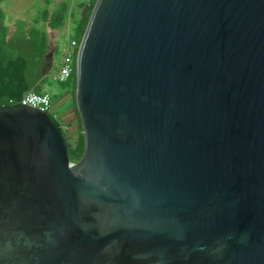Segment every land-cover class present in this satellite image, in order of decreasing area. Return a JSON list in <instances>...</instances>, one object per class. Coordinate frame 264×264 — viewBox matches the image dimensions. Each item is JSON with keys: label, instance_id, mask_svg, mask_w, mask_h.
<instances>
[{"label": "water", "instance_id": "95a60500", "mask_svg": "<svg viewBox=\"0 0 264 264\" xmlns=\"http://www.w3.org/2000/svg\"><path fill=\"white\" fill-rule=\"evenodd\" d=\"M62 129L0 110V264H264V0H98Z\"/></svg>", "mask_w": 264, "mask_h": 264}, {"label": "trees", "instance_id": "16d2710c", "mask_svg": "<svg viewBox=\"0 0 264 264\" xmlns=\"http://www.w3.org/2000/svg\"><path fill=\"white\" fill-rule=\"evenodd\" d=\"M4 1L0 0V110L21 106V100L28 91L46 92L45 85L49 78L56 80L61 92L50 93L52 102L55 107L68 98L73 105L71 112L77 122V130L62 133L71 161L79 163L85 153V137L75 99L77 70L66 82H60L47 72L53 64L56 71L59 68V64L51 63L49 59L51 40L47 29L62 30L70 23L72 38L81 46L98 0L63 1L55 10L51 9L54 0H42L47 7L30 22L18 20L13 33L6 24V14L1 7ZM61 55L57 46L54 56ZM77 57L78 52L75 54ZM51 118L59 126L58 121Z\"/></svg>", "mask_w": 264, "mask_h": 264}, {"label": "rangeland", "instance_id": "374dc122", "mask_svg": "<svg viewBox=\"0 0 264 264\" xmlns=\"http://www.w3.org/2000/svg\"><path fill=\"white\" fill-rule=\"evenodd\" d=\"M63 1L77 2L80 0H54L51 9L55 10L59 6V4ZM1 7L4 9V12L6 14V24L7 26L10 27V32L13 33V31L16 29V22L18 20H26L30 22L32 19H34L37 16L40 10H43L47 6L42 0H5L1 4ZM69 25L70 23H68L67 26L62 30L52 31L51 29H47L51 40L49 59L51 63L55 62L57 65L59 64V66L62 60V55L66 49L68 42V32L66 30L67 28H70V36L72 37L71 27ZM57 46L62 52L61 56H54V52ZM55 71H56V65L54 64L49 69H47V72L53 75H55L56 73ZM45 86H46L45 90L48 93L61 92L58 82L52 78H49ZM67 103H71V102H68V98H65L62 102L55 105V112L58 114L60 120L64 124L68 122H72L74 120L73 113L68 110L69 106ZM62 130L65 131V128L62 127ZM76 130H77V124H76V128H73V131Z\"/></svg>", "mask_w": 264, "mask_h": 264}, {"label": "built area", "instance_id": "2783aa9c", "mask_svg": "<svg viewBox=\"0 0 264 264\" xmlns=\"http://www.w3.org/2000/svg\"><path fill=\"white\" fill-rule=\"evenodd\" d=\"M66 30L68 32L67 46L62 55L60 66L54 75L55 79L59 80L60 82L68 81L77 70V59L75 58V54L79 52L80 48L77 41L70 36V28H67ZM20 104L21 106L37 109L48 114L50 117H53L56 121H58L61 129L62 127L65 128L66 132H72L73 128H76V125H74L72 122L64 124L60 120L58 114L55 112L52 96L48 92L38 93L35 90H30L24 95Z\"/></svg>", "mask_w": 264, "mask_h": 264}, {"label": "crops", "instance_id": "0c3cea01", "mask_svg": "<svg viewBox=\"0 0 264 264\" xmlns=\"http://www.w3.org/2000/svg\"><path fill=\"white\" fill-rule=\"evenodd\" d=\"M67 104H68V106H69V109H68V110L71 112V111H72V104H71V103H67ZM72 123H73L74 125L77 124V122H76L75 119L72 121Z\"/></svg>", "mask_w": 264, "mask_h": 264}]
</instances>
